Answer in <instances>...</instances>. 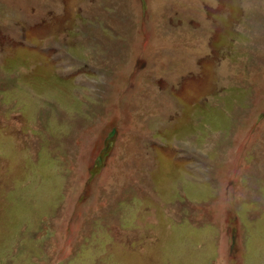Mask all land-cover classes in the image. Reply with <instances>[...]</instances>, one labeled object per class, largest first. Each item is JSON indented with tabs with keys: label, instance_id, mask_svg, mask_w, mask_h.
<instances>
[{
	"label": "rangeland",
	"instance_id": "374dc122",
	"mask_svg": "<svg viewBox=\"0 0 264 264\" xmlns=\"http://www.w3.org/2000/svg\"><path fill=\"white\" fill-rule=\"evenodd\" d=\"M0 264H264V0H0Z\"/></svg>",
	"mask_w": 264,
	"mask_h": 264
}]
</instances>
